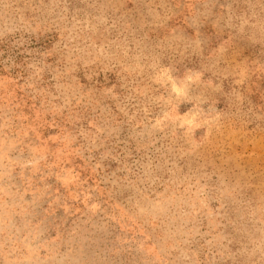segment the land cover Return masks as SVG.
<instances>
[{"label":"rangeland","instance_id":"obj_1","mask_svg":"<svg viewBox=\"0 0 264 264\" xmlns=\"http://www.w3.org/2000/svg\"><path fill=\"white\" fill-rule=\"evenodd\" d=\"M0 264H264V0H0Z\"/></svg>","mask_w":264,"mask_h":264}]
</instances>
